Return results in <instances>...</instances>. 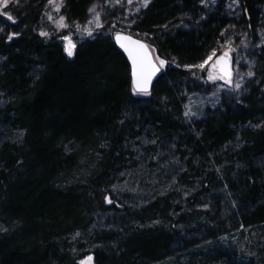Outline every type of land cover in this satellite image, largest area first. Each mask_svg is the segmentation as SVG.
Masks as SVG:
<instances>
[{"label": "trees", "instance_id": "16d2710c", "mask_svg": "<svg viewBox=\"0 0 264 264\" xmlns=\"http://www.w3.org/2000/svg\"><path fill=\"white\" fill-rule=\"evenodd\" d=\"M46 1L0 13V225L14 222L0 264H264V45L241 98L183 115L197 66L228 26L254 34L264 0H240V21L201 0H153L131 34L165 62L146 95L113 32L80 40L72 57L41 37ZM96 1L65 0L67 21Z\"/></svg>", "mask_w": 264, "mask_h": 264}, {"label": "rangeland", "instance_id": "374dc122", "mask_svg": "<svg viewBox=\"0 0 264 264\" xmlns=\"http://www.w3.org/2000/svg\"><path fill=\"white\" fill-rule=\"evenodd\" d=\"M153 0H98L88 10V16L83 22L73 21L69 23L64 13L65 0H47L41 13L40 22L35 26L38 34L46 40L55 39L59 41L68 57L66 48L69 42L74 53L75 46L80 40L106 35V32L132 34V28L140 20L143 12ZM20 3L22 4L20 6ZM6 5V6H5ZM221 6L224 15L231 20L240 21L243 9L240 0H201L200 6L205 11L212 7ZM22 0H0V13H13L23 10ZM186 14L181 16L179 24L186 25ZM12 17V16H10ZM62 21V23H61ZM264 45V2L261 5V17L256 31L252 34L244 27H237L235 24L228 26L222 34L221 40L216 42L215 49L198 65L195 70L196 81L201 83L198 91L187 93L184 102V118L186 121L200 119L222 106V102H229L239 99L245 92V85L256 76V64L253 58L255 45ZM258 46H256L257 48ZM227 53V55H225ZM160 65V58L154 56ZM211 57V59H209ZM224 58L229 68L228 76L225 77L221 71L220 60ZM165 65L160 68L164 69ZM214 77V78H210ZM264 93V87L261 88ZM138 95H146L138 94ZM19 137V136H18ZM16 137V138H18ZM0 225L2 234L13 232L14 222ZM246 235V234H245ZM262 232L257 231L251 234V243L257 245L261 241ZM223 241L230 243L233 247L241 248L246 254L255 255V252L244 250L241 239L238 235L226 236ZM210 247L220 246L217 243ZM245 244V240L243 241ZM76 255H80L77 250ZM91 257V260H89ZM165 261L155 264H183L185 258L173 255ZM183 260V261H182ZM79 264H93V257L88 254L79 259ZM260 264V263H256Z\"/></svg>", "mask_w": 264, "mask_h": 264}, {"label": "water", "instance_id": "95a60500", "mask_svg": "<svg viewBox=\"0 0 264 264\" xmlns=\"http://www.w3.org/2000/svg\"><path fill=\"white\" fill-rule=\"evenodd\" d=\"M113 42H114L116 48L124 55L125 59L128 62V65L130 68L131 86H132V89L136 93L144 94L143 92L136 91L135 84H134V80L136 79V77H134V74H133V61L129 57L128 52L125 51V47L130 49L133 52V55L137 56L138 68H139L141 63L143 64V75L144 76H147L148 73L151 72L153 67L158 69V71H155V73L151 75L150 80H148V82H147V93H149L152 85L154 84V82L157 80V78L160 76V74L162 72L160 65L156 61V59L154 57V53H153L152 49L150 48V46L146 42H144V41H142V40H140V39H138L132 35L125 34V33L115 34L113 37ZM132 42H136V43L134 44ZM121 45H124L125 47H121ZM137 45H144V48L139 49ZM219 63L221 65L222 74L225 77H227L228 73H229V68L227 66L226 60L224 58H222Z\"/></svg>", "mask_w": 264, "mask_h": 264}, {"label": "snow or ice", "instance_id": "6c2138e0", "mask_svg": "<svg viewBox=\"0 0 264 264\" xmlns=\"http://www.w3.org/2000/svg\"><path fill=\"white\" fill-rule=\"evenodd\" d=\"M8 18L11 19L10 16ZM61 23H62V21H61ZM132 43L135 44L136 42H132ZM137 46L139 49L144 48V45H137ZM72 47L73 46H71V44L69 42V47L66 48L67 54L69 56H71L73 54L72 53ZM121 47H125V46L121 45ZM125 51L128 52L129 57L133 61V74H134V77H136V79L134 80L136 91L143 92V93L147 94V82H148V80H150L151 75L154 74L155 71H158V69L153 67L151 72L148 73L147 76H144L143 75V64L141 63L139 68H138L137 56L133 55V52L130 49H128L127 47H125ZM225 55H227V53H225ZM209 59H211V57H209ZM164 63L165 62L163 60H160L161 67L164 65ZM201 67H203V65H201ZM210 78H214V77H210ZM89 260H91V257H89Z\"/></svg>", "mask_w": 264, "mask_h": 264}]
</instances>
